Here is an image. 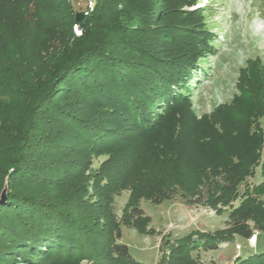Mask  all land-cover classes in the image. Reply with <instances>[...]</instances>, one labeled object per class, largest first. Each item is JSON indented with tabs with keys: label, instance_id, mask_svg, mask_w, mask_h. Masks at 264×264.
Listing matches in <instances>:
<instances>
[{
	"label": "trees",
	"instance_id": "16d2710c",
	"mask_svg": "<svg viewBox=\"0 0 264 264\" xmlns=\"http://www.w3.org/2000/svg\"><path fill=\"white\" fill-rule=\"evenodd\" d=\"M126 2L101 0L89 16L75 19L84 30L75 36L70 26L74 39L63 61L49 68L48 91L27 85L23 72L17 73L20 58L11 57L1 64L0 192L7 179L8 194L0 203V264L15 259L26 264H80L85 258L95 264H145L131 254L121 231L125 222L145 231L149 217L140 206L141 198L158 202L180 197L191 205L226 208L229 231L246 241L256 229L264 230L261 147L255 156L204 163L193 182L170 179L173 174L162 182L146 179L151 160H179L180 150L156 141L140 146L142 134H157L169 126L172 140L187 131L193 141H201L203 133L196 128L203 123L209 130L217 121L210 116L197 118L182 90L188 87L201 56L193 50L192 41L185 40L187 47L171 53L160 40L168 29L153 21L159 11L154 16L143 2L118 8L117 3ZM249 65V79L264 77L262 67L256 68L252 61ZM246 78L243 71L236 100L245 96L254 100L253 116L257 117L264 114V87L259 82L246 90ZM235 102L223 103L215 113L227 120L240 114L247 125L251 113L234 108ZM254 133L250 135L258 137ZM77 148L108 149L109 167L101 171L104 183L116 190L127 181L124 184L130 190L120 220L100 227L89 223L70 198L52 189L70 171L61 162L65 150L75 152ZM113 151L121 156L114 158ZM258 163L262 179L251 185L249 178ZM243 182L245 192L240 190ZM221 241L206 237L192 241L185 255L179 253L180 264H190L193 258L186 254L194 247L215 249ZM236 264H264V250L239 255Z\"/></svg>",
	"mask_w": 264,
	"mask_h": 264
},
{
	"label": "rangeland",
	"instance_id": "374dc122",
	"mask_svg": "<svg viewBox=\"0 0 264 264\" xmlns=\"http://www.w3.org/2000/svg\"><path fill=\"white\" fill-rule=\"evenodd\" d=\"M99 1L0 0V67L5 59L20 58L17 73L23 72L27 85L48 91L52 79L49 68L63 61L64 51L71 46L74 35L80 36L84 30L75 23L77 15L85 12L80 19L83 20L95 11ZM134 2H143L154 16L159 11L153 21L168 29L160 40L171 53L187 47L185 40L192 41L193 50L201 56L192 70L194 76L188 87L182 90L187 93L190 109L197 118L210 116L217 121L209 130L203 123L196 128L203 133L201 141H193L187 131L178 140H172L168 137V131L172 129L169 126L157 134H142L137 143L140 146L156 141L180 150L179 160H151L152 169L146 179L150 183L162 182L161 179L173 174L170 179L193 182L206 162L223 163L233 156H255L261 148L264 157V114L253 116L256 104L248 96L236 100L243 71L247 75L246 90L253 89L259 82L264 87V77L253 78L256 81L249 79L248 71L251 68L249 61L255 62L256 68L264 69V0H127L126 5L117 3V6L127 9ZM251 70L255 72L254 68ZM234 101L237 103L234 108L251 113L248 126L240 114L227 120L215 113L223 103ZM186 128L190 129V125ZM253 131L258 137L250 135ZM247 132L254 139H249ZM71 150H65V161L61 160L70 171L52 189L62 197L70 198L77 212L86 216L89 223L100 227L120 220L130 190L124 184L127 181L119 183L116 190H110L104 183L101 171L105 172L109 167L108 149ZM113 152L114 158L121 156V152ZM260 168L259 163L253 168L248 182L251 185L262 179ZM241 187V192H245V182ZM140 206L149 217L145 231L128 222L122 223L121 231L122 241L128 244L131 254L145 264H180L179 255H185L192 241L205 237L223 241L215 249L194 247L192 253L186 254L193 258L190 264H236L239 255L264 250V230L256 229L248 241L231 234L226 208L216 210L191 205L180 197L163 198L158 202L141 198ZM11 264L26 263L15 259ZM80 264H95V261L85 258Z\"/></svg>",
	"mask_w": 264,
	"mask_h": 264
},
{
	"label": "water",
	"instance_id": "95a60500",
	"mask_svg": "<svg viewBox=\"0 0 264 264\" xmlns=\"http://www.w3.org/2000/svg\"><path fill=\"white\" fill-rule=\"evenodd\" d=\"M85 15V12H81L77 15L76 20H80L83 16ZM7 194H8V180L5 179L3 188L1 189L0 192V203L4 202L7 198Z\"/></svg>",
	"mask_w": 264,
	"mask_h": 264
},
{
	"label": "bare ground",
	"instance_id": "6f19581e",
	"mask_svg": "<svg viewBox=\"0 0 264 264\" xmlns=\"http://www.w3.org/2000/svg\"><path fill=\"white\" fill-rule=\"evenodd\" d=\"M255 239V237H253V240Z\"/></svg>",
	"mask_w": 264,
	"mask_h": 264
}]
</instances>
